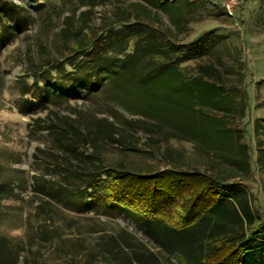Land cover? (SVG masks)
Here are the masks:
<instances>
[{"label":"rangeland","instance_id":"1","mask_svg":"<svg viewBox=\"0 0 264 264\" xmlns=\"http://www.w3.org/2000/svg\"><path fill=\"white\" fill-rule=\"evenodd\" d=\"M13 1L28 9L32 24L21 31L15 28L11 41L0 40V174L12 182L14 193L0 199V264L77 263L92 251L108 253L118 246L130 251L129 246L137 248L139 244L155 252L159 264H180L147 241L129 215L111 214L97 202L86 211L77 199L68 205V201L58 202L37 189V179L59 178L47 166L52 162L50 154L58 151L53 148L51 134L39 128L56 120L58 112H77L92 125L99 158L111 166L135 172L176 166L241 182L253 211L264 222V0H241L233 16L223 7L227 0H199L185 7V17L191 21L181 30L175 29L165 10L143 0H91L96 5L90 19L95 25L110 20L108 14L113 9L138 1L157 18H143L140 7L127 8L131 16L155 27L167 26L179 42L187 43L209 31L227 35L241 53L243 81L234 73L225 75L229 80L223 95L216 86L199 79L184 81L176 70L164 67L148 74L145 69L150 65H140L139 79L120 72L100 75L96 82L82 81L59 98L44 94L38 98L34 92L25 95V81L31 79L24 74L30 69L34 51L35 57H43L41 45L49 52L47 56H65L67 50L62 49L57 32L75 1L45 0L50 10L56 6L51 16L39 12L41 0ZM86 8L83 5L80 10ZM137 59L126 67L129 74L134 75ZM150 61L147 64L154 62ZM203 61L218 65L212 56ZM232 103L230 113L220 109ZM214 116L230 119L238 143L247 147L249 170L236 169L228 162L220 164L215 156L202 154L190 142L189 137L195 136L207 145L222 139L228 145L231 136L219 131L223 120H213ZM91 202L88 198L87 203ZM122 264L129 263L125 260Z\"/></svg>","mask_w":264,"mask_h":264},{"label":"trees","instance_id":"2","mask_svg":"<svg viewBox=\"0 0 264 264\" xmlns=\"http://www.w3.org/2000/svg\"><path fill=\"white\" fill-rule=\"evenodd\" d=\"M74 1L57 32L67 53L62 58L55 54L47 56L49 52L44 45L40 46L43 57L40 54L35 57L34 51L29 57L30 71L24 74L31 79L25 81V95L34 92L38 98L42 94L46 98H59L82 81L93 83L100 75L108 77L119 72L130 79H139L140 65H150L145 69L148 74L164 67L176 70L184 81L199 79L216 86L223 95L229 80L225 75L234 73L243 81L245 66L241 53L225 34L209 31L187 43L179 42L167 26L155 27L139 17L133 18L127 11L129 7H140L143 18H157L154 11L149 12L151 9L138 1L129 3L127 8L113 9L108 14L110 20L95 25L90 20L94 2ZM143 1L165 10L175 29L181 30L191 21L185 17V7L194 6L199 0ZM83 5L87 8L80 10ZM40 6L39 12L48 15L56 10V6L50 10L45 0L40 1ZM31 24L28 9L13 0H0V40L11 41L15 28L21 31ZM211 56L218 65L203 61ZM134 58L138 59L133 75L126 67ZM150 60L154 62L147 64ZM45 65L49 68H42ZM52 75L57 78L51 80ZM232 107L233 103L220 109L230 113ZM77 115L58 112L56 120L39 125L51 134L53 148L58 151L50 154L52 162L48 161L47 166L59 177L54 181L37 179L41 193L58 202L68 201V205L77 199L86 211L92 210L91 206L97 202L111 214L129 215L147 241L161 253L176 257L180 264H264V222L253 211L241 182L176 166L136 172L111 166L99 158L92 125ZM213 120H223L219 131L227 132L231 138L228 145L223 139L215 145L201 140L213 151L209 154L236 169L249 170L247 147L238 143L230 119L214 116ZM12 191V182L0 174V199L14 195ZM88 198H92L91 203H87ZM129 247L130 251L122 246L108 249V253L92 251L82 261L69 264H122L125 260L129 264H159L160 257L144 245Z\"/></svg>","mask_w":264,"mask_h":264},{"label":"crops","instance_id":"3","mask_svg":"<svg viewBox=\"0 0 264 264\" xmlns=\"http://www.w3.org/2000/svg\"><path fill=\"white\" fill-rule=\"evenodd\" d=\"M189 140H190V142H193L194 147L196 149H198L202 154H204L206 156H210L209 153H211V150L209 148H207L206 145H204L199 138L195 139L194 137H191ZM216 159L218 162H220V164L226 163V161L220 160V157L219 158L216 157Z\"/></svg>","mask_w":264,"mask_h":264},{"label":"built area","instance_id":"4","mask_svg":"<svg viewBox=\"0 0 264 264\" xmlns=\"http://www.w3.org/2000/svg\"><path fill=\"white\" fill-rule=\"evenodd\" d=\"M240 3L241 0H227L223 3V7L226 10L227 14L233 16L236 8L239 6Z\"/></svg>","mask_w":264,"mask_h":264}]
</instances>
